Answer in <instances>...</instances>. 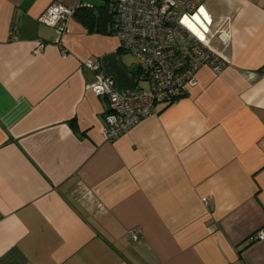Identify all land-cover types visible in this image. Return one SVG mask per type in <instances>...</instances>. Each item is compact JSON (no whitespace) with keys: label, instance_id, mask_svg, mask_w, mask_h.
Returning a JSON list of instances; mask_svg holds the SVG:
<instances>
[{"label":"crops","instance_id":"crops-1","mask_svg":"<svg viewBox=\"0 0 264 264\" xmlns=\"http://www.w3.org/2000/svg\"><path fill=\"white\" fill-rule=\"evenodd\" d=\"M54 1L88 2L0 0V264H264V0H201L183 23L224 68L112 142L86 62L121 92L139 63L104 0L55 45Z\"/></svg>","mask_w":264,"mask_h":264},{"label":"built area","instance_id":"built-area-1","mask_svg":"<svg viewBox=\"0 0 264 264\" xmlns=\"http://www.w3.org/2000/svg\"><path fill=\"white\" fill-rule=\"evenodd\" d=\"M77 6L54 1L38 18L40 24L53 30L55 45L62 47ZM109 6L116 15L113 32L119 49L136 59L141 70L137 79L147 85L121 92L112 78L101 73L100 63L86 62L87 69L97 73L88 89L96 97L108 100L109 111L101 135L105 141L112 142L155 115L157 106L172 105L192 89L200 68L208 66L219 73L224 63L183 23L185 16L200 9L201 0H110ZM43 48L39 42L34 53ZM67 56L66 50H61V57ZM139 234L133 230L131 240L135 242ZM263 239L264 229L252 236L253 241Z\"/></svg>","mask_w":264,"mask_h":264},{"label":"trees","instance_id":"trees-1","mask_svg":"<svg viewBox=\"0 0 264 264\" xmlns=\"http://www.w3.org/2000/svg\"><path fill=\"white\" fill-rule=\"evenodd\" d=\"M104 2L106 3V5H107V7H108V9H110V11H111V14H108L107 16H106V25L108 26V28H109V30H105L104 31V33H106V34H111V35H113L114 36V32H113V25H114V23H115V21H116V15H115V13L111 10V8H110V6H109V3H110V0H104ZM85 3H83V2H80L79 4H78V6L75 8V10H74V13H73V16L72 17H77L78 16V14H79V12H81V13H83V14H86L85 15V17H83L82 18V21H83V23H85V24H87V25H89V27L91 28V25H92V18H93V16H91L92 15V12H93V10H94V8H95V6L94 5H90V4H88V5H90V7H87V6H85L84 5ZM103 8V9H102ZM99 9V8H98ZM100 9H102V11H105L104 9H105V7H100ZM102 13V12H101ZM103 16V15H102ZM94 21V20H93ZM95 25V24H94ZM93 25V28L95 27V29L96 30H99L98 29V27H100L99 25H95L94 26ZM102 26H103V24H102ZM104 29V28H103ZM134 58V57H133ZM135 59V58H134ZM139 69V68H138ZM134 73V72H133ZM134 75V74H133Z\"/></svg>","mask_w":264,"mask_h":264},{"label":"rangeland","instance_id":"rangeland-1","mask_svg":"<svg viewBox=\"0 0 264 264\" xmlns=\"http://www.w3.org/2000/svg\"><path fill=\"white\" fill-rule=\"evenodd\" d=\"M86 1H88V2L85 3V4H90V5H94V6H97V5H99L100 2H102V1H100V0H86ZM128 57H129V59H134V58H133L132 56H130L129 54H128ZM135 60H136V59L133 60L134 63L136 62Z\"/></svg>","mask_w":264,"mask_h":264}]
</instances>
